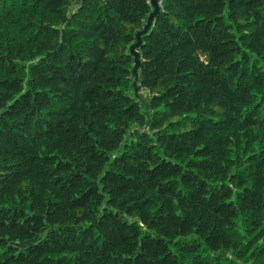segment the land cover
<instances>
[{
  "label": "trees",
  "instance_id": "16d2710c",
  "mask_svg": "<svg viewBox=\"0 0 264 264\" xmlns=\"http://www.w3.org/2000/svg\"><path fill=\"white\" fill-rule=\"evenodd\" d=\"M0 0V264H264V0Z\"/></svg>",
  "mask_w": 264,
  "mask_h": 264
},
{
  "label": "water",
  "instance_id": "95a60500",
  "mask_svg": "<svg viewBox=\"0 0 264 264\" xmlns=\"http://www.w3.org/2000/svg\"><path fill=\"white\" fill-rule=\"evenodd\" d=\"M149 3L153 7L152 11L148 14L146 21L142 27V29L138 30L135 34V41L129 45V54L133 57V65L131 68L132 74L134 75L133 80V93L136 97L141 99L144 102L143 95L137 91L136 79H137V68L139 65V53L137 51V47L141 43V35L144 34L150 27L153 17L156 15L159 9V0H149Z\"/></svg>",
  "mask_w": 264,
  "mask_h": 264
},
{
  "label": "bare ground",
  "instance_id": "6f19581e",
  "mask_svg": "<svg viewBox=\"0 0 264 264\" xmlns=\"http://www.w3.org/2000/svg\"><path fill=\"white\" fill-rule=\"evenodd\" d=\"M144 95V94H143Z\"/></svg>",
  "mask_w": 264,
  "mask_h": 264
}]
</instances>
